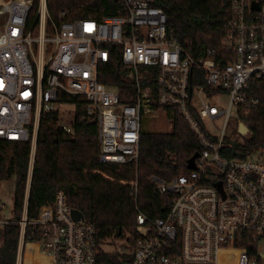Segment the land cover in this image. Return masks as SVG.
<instances>
[{"label": "built area", "instance_id": "obj_1", "mask_svg": "<svg viewBox=\"0 0 264 264\" xmlns=\"http://www.w3.org/2000/svg\"><path fill=\"white\" fill-rule=\"evenodd\" d=\"M32 6L33 0H0V140L30 143L21 219L14 221L12 210L5 219L0 204V227L19 226L15 264H111L98 258L94 225L84 217L72 219L78 209L64 192L35 220L26 217L40 115L66 105L59 94L84 97L85 115L97 124L101 163H137L142 121L160 113L170 125L177 113L199 143L194 169L169 183L150 177L155 195H172L170 207L156 219L138 212L137 237L109 253L114 264H264V156H244L235 149L244 139L225 135L239 112L258 104L247 91L264 79V0H228L221 58L232 60L226 64L216 63L213 49L188 53L167 32L166 16L154 0H115L100 19L59 24L48 17L46 0H39L31 21ZM109 45L120 47L128 68L124 80L134 93L126 103L99 80ZM199 78L204 85L193 84ZM220 93L229 97L224 110L205 101ZM221 117L213 136L204 120ZM31 246L35 251L28 258Z\"/></svg>", "mask_w": 264, "mask_h": 264}, {"label": "trees", "instance_id": "obj_2", "mask_svg": "<svg viewBox=\"0 0 264 264\" xmlns=\"http://www.w3.org/2000/svg\"><path fill=\"white\" fill-rule=\"evenodd\" d=\"M114 1L46 0V9L50 20L59 24L75 19H100L111 13ZM154 5L166 16L167 32L192 56L213 49L216 63L226 64L232 60L221 58L225 52L221 41L229 18L228 0H154ZM38 6L39 0H33L31 21L37 17ZM46 33H50L49 26ZM106 48L110 57L98 69L99 80L116 90L120 101L126 103V95L134 93L132 84L124 80L128 68L121 62L119 46ZM193 84L204 85V78ZM247 92L258 104L249 107L247 114L239 112L237 118L230 121L234 133L238 134L239 122L249 131L243 144L235 149L244 156L251 152L264 156V79L254 81ZM59 100L73 107L72 121L66 126L67 131L57 111L40 115L27 196V220H35L40 209L53 202L57 192H64L67 201L94 225L96 248L100 251L98 258L114 264L115 257L102 251L100 246L109 239L123 238L132 245L137 237L138 212L151 219L166 214L172 195H155L149 179L155 176L169 183L185 173L189 159L200 150L198 140L175 113L167 132H147L141 128L137 163L104 164L98 158L97 124L85 115L84 97L59 94ZM29 157V142L0 140V185L14 177L11 213L14 221L22 216ZM118 229L120 236L115 238ZM18 238L17 224L0 227V264H15ZM28 251L30 258L34 253L30 247Z\"/></svg>", "mask_w": 264, "mask_h": 264}, {"label": "rangeland", "instance_id": "obj_3", "mask_svg": "<svg viewBox=\"0 0 264 264\" xmlns=\"http://www.w3.org/2000/svg\"><path fill=\"white\" fill-rule=\"evenodd\" d=\"M211 106L216 107L218 110H224L228 107L229 97L225 93H220L215 97L205 100ZM57 112L61 123L67 126L72 121L73 116V107L71 105H61L57 108ZM233 111L231 112V118L233 117ZM166 116L162 113L159 114V118L153 119L145 117L142 121V128L147 132H167L170 129V122L168 121ZM233 120V119H232ZM223 118H218L214 121H209L208 119L204 120L206 129L212 133L211 135H217V129H220L222 126ZM233 129L228 126L226 130L227 136L234 139L239 137L240 142L243 141L247 136H240V134H236L232 131ZM248 134V133H247ZM13 197H14V177H11L9 180L4 181L0 185V204L5 205V209L1 212V214L5 217V219L10 218V213L13 207ZM126 246V239H109L105 241L101 246V250L106 253H114ZM35 250L32 252L34 253Z\"/></svg>", "mask_w": 264, "mask_h": 264}, {"label": "water", "instance_id": "obj_4", "mask_svg": "<svg viewBox=\"0 0 264 264\" xmlns=\"http://www.w3.org/2000/svg\"><path fill=\"white\" fill-rule=\"evenodd\" d=\"M247 128L245 127V125L243 124H240V129H239V133L240 134H246L247 132ZM198 157V153L194 154L188 161L187 163V169H194L195 168V165H194V161L195 159ZM71 217L74 221H77L79 219H83V214L78 211V210H72L71 211ZM120 236V229H118L114 235L115 238H118ZM261 258L263 259L264 261V255H261Z\"/></svg>", "mask_w": 264, "mask_h": 264}, {"label": "bare ground", "instance_id": "obj_5", "mask_svg": "<svg viewBox=\"0 0 264 264\" xmlns=\"http://www.w3.org/2000/svg\"><path fill=\"white\" fill-rule=\"evenodd\" d=\"M31 251L35 250V248L33 246L30 247Z\"/></svg>", "mask_w": 264, "mask_h": 264}, {"label": "crops", "instance_id": "obj_6", "mask_svg": "<svg viewBox=\"0 0 264 264\" xmlns=\"http://www.w3.org/2000/svg\"><path fill=\"white\" fill-rule=\"evenodd\" d=\"M169 127L171 128V125Z\"/></svg>", "mask_w": 264, "mask_h": 264}]
</instances>
